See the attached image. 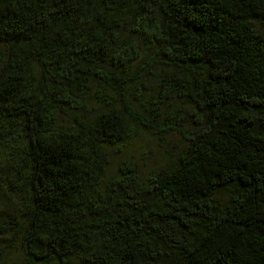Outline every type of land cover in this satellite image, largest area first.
Wrapping results in <instances>:
<instances>
[{
    "label": "trees",
    "instance_id": "obj_1",
    "mask_svg": "<svg viewBox=\"0 0 264 264\" xmlns=\"http://www.w3.org/2000/svg\"><path fill=\"white\" fill-rule=\"evenodd\" d=\"M0 264H264V0H0Z\"/></svg>",
    "mask_w": 264,
    "mask_h": 264
},
{
    "label": "rangeland",
    "instance_id": "obj_2",
    "mask_svg": "<svg viewBox=\"0 0 264 264\" xmlns=\"http://www.w3.org/2000/svg\"><path fill=\"white\" fill-rule=\"evenodd\" d=\"M177 138V136L172 137ZM141 146H145L144 149ZM167 145H156L155 143H146L144 140L135 142V145H132L129 149L130 152L141 155L142 152H145V156L148 157L150 161L149 166H157L161 163L163 159L164 149H167Z\"/></svg>",
    "mask_w": 264,
    "mask_h": 264
}]
</instances>
